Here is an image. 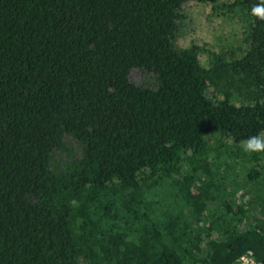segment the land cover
Returning <instances> with one entry per match:
<instances>
[{"label": "trees", "instance_id": "obj_1", "mask_svg": "<svg viewBox=\"0 0 264 264\" xmlns=\"http://www.w3.org/2000/svg\"><path fill=\"white\" fill-rule=\"evenodd\" d=\"M222 1L246 49L204 65L181 12ZM260 3L0 0V264H264Z\"/></svg>", "mask_w": 264, "mask_h": 264}, {"label": "rangeland", "instance_id": "obj_2", "mask_svg": "<svg viewBox=\"0 0 264 264\" xmlns=\"http://www.w3.org/2000/svg\"><path fill=\"white\" fill-rule=\"evenodd\" d=\"M227 3V1H222L221 5L188 3L181 12L184 19L177 34L176 46L179 49L200 47L204 52L201 56L204 65L208 64L211 53L226 55L229 61L241 58L246 49V29L235 15L221 8ZM130 79L138 87L153 89L157 86L155 76L144 71L134 70ZM67 143L69 152L58 154L56 157L60 166L81 159L79 143L70 138H67ZM228 143L232 144L231 141ZM239 184H243V180H240ZM80 264L85 263L82 261Z\"/></svg>", "mask_w": 264, "mask_h": 264}, {"label": "clouds", "instance_id": "obj_3", "mask_svg": "<svg viewBox=\"0 0 264 264\" xmlns=\"http://www.w3.org/2000/svg\"><path fill=\"white\" fill-rule=\"evenodd\" d=\"M252 15L264 20V0L261 3L254 6L251 10ZM243 150L245 152H264V136H251L243 142ZM251 255V253H249ZM245 264H249L248 261ZM254 264V262H253Z\"/></svg>", "mask_w": 264, "mask_h": 264}, {"label": "built area", "instance_id": "obj_4", "mask_svg": "<svg viewBox=\"0 0 264 264\" xmlns=\"http://www.w3.org/2000/svg\"><path fill=\"white\" fill-rule=\"evenodd\" d=\"M246 261H248L249 264H253V262H254V264H259L258 262L255 261V259H254V257H253L252 254H251V255L248 254V255L244 256V257L240 260V262H239L238 264H245Z\"/></svg>", "mask_w": 264, "mask_h": 264}]
</instances>
